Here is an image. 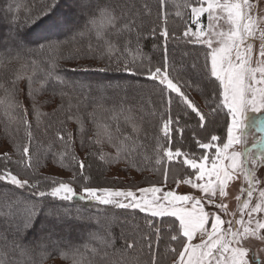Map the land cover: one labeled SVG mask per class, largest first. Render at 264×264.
<instances>
[{
    "label": "snow or ice",
    "instance_id": "snow-or-ice-1",
    "mask_svg": "<svg viewBox=\"0 0 264 264\" xmlns=\"http://www.w3.org/2000/svg\"><path fill=\"white\" fill-rule=\"evenodd\" d=\"M165 5L166 0H159L156 19L152 21L153 10L148 0H141L139 7L136 0H38L29 10L27 30L22 34L9 32L18 51L6 61L7 64L15 63L21 69L29 63L35 65V60L25 59L27 53L22 50L36 45L35 55L49 54L41 57L49 69L37 90L33 89L32 77L28 76L25 80L21 72L0 83V90L3 91L0 107H3L6 116L13 114L23 125L26 140L22 144L13 141L15 152L12 155L6 152L2 157L0 264H47L56 258L66 264H143L140 255L134 254L138 243L141 245L140 252L145 247L148 250L147 264H160L161 228L153 222L157 217L174 218L168 222V244L165 245L166 255L171 254L172 257L171 264H264V248H257L251 239L255 237L264 242V220L256 219L253 226V214L264 212V176L258 178L257 170L258 163L260 168H264V153L259 161L245 160L242 158L245 153L238 148L246 142L242 124L247 111L264 110V31L259 32V59L253 66L254 41L257 38V20L253 17V10L258 5L250 0H184L182 5L175 6L185 10L183 13L177 10L175 16L188 20L182 33V37H188L185 42L203 46L204 62L192 82H181L171 70L173 65L167 52V42L170 36L178 38L168 30L167 12L160 11ZM203 17H206V24L202 22ZM161 20L163 27L160 26ZM222 21L227 24L226 31ZM190 25H194L195 30ZM146 31L148 35L156 37L158 34L164 40V54L157 64H153L152 58L140 47V40ZM68 34H72V41L68 43L89 38L87 45L73 46L71 59L101 62L104 64L98 69L101 72L144 76L151 84L147 96L133 84L123 89L121 85H115L117 90L124 91V95L117 94L113 98L104 95L106 88L113 87L111 84H97L96 97H91L92 85H87L88 94L81 92L75 95L77 87L83 89L85 86H69L66 79L56 72L59 60L66 57L60 55L63 45L52 42L53 35ZM153 47L155 49L157 45ZM4 62L0 58V63ZM193 68L197 66L193 64ZM21 81H25L23 89L19 87ZM193 83L204 97L207 111L186 91ZM49 87L53 97L59 95L61 99V104L53 109V115L64 110V101L69 112L73 108L79 111L81 105H94L88 119L95 131L88 143H106L115 150L114 156L101 151V161L118 163L124 158L129 166L137 167L138 160L154 161L158 170L163 169V179L157 183L167 185L169 170L164 167L165 162L171 163L183 157L180 160L183 172L178 179L173 176V185L177 188L189 187L199 195L180 194L170 188L164 190L156 184L133 190L131 187H101L86 183L78 192L69 182L50 179L54 173L38 178L25 177L23 170L32 167V156L34 152L39 155L42 147L37 143L36 149H33L35 138L28 116L34 114L38 126L41 113L36 106V95L39 90ZM129 90L134 94L129 96ZM21 96L28 100L27 106ZM109 99L111 106H107ZM173 104L180 109L176 116L172 115ZM225 109L230 117L226 125V139L209 130L218 114ZM181 113L185 118L195 119L196 128L207 133V136L195 138L196 133L193 132L194 143L202 150L199 153L195 150L182 151L173 143L177 133L182 136L185 128L191 127L187 120L183 127L179 126ZM105 114L107 120L102 118ZM72 118L69 115L68 119ZM121 118L126 125L124 128ZM76 123L83 135L84 120L77 116ZM256 126L264 133V118ZM57 138L65 150L74 142L71 133H57ZM80 143L84 147L83 139ZM256 143L264 148V136ZM48 151H51V145ZM13 155H18L16 161H13ZM67 155V151L61 153L62 158ZM71 159L75 160L74 153ZM12 163L22 166V171L14 172L8 167ZM77 164L79 174L83 176L86 165L83 161H77ZM241 178L246 183L239 187L241 195L236 197L239 208L230 213L224 201L229 196L230 182ZM257 186L260 188L259 202L252 204ZM233 187L236 185L233 184ZM25 192L30 196H24ZM74 199L95 206L149 213L146 223L154 229L155 241L151 235H142L137 241L134 233L131 238L123 230L117 234L112 231L113 222L97 220L98 228L90 230L85 241L74 244L67 239V234L82 217L57 204V201ZM229 216L228 219L222 218ZM173 242L176 246L169 247ZM154 246L156 254H153Z\"/></svg>",
    "mask_w": 264,
    "mask_h": 264
},
{
    "label": "trees",
    "instance_id": "trees-1",
    "mask_svg": "<svg viewBox=\"0 0 264 264\" xmlns=\"http://www.w3.org/2000/svg\"><path fill=\"white\" fill-rule=\"evenodd\" d=\"M137 7H139L141 0H136ZM38 3V0H0V6L4 9V17L7 20L8 26L13 28L15 32L23 33V30L26 29V24L28 21V12ZM148 3L152 7L153 17L156 19V12L159 8V0H148ZM184 0H166V5L164 9H161V12L166 11L168 14L167 18V27L169 32L177 37L178 39H173L171 36L167 42V52L170 58V62L173 65L171 69L173 71V75L177 76L181 79V82L184 80H188L190 82L194 81L196 78V72L200 65L204 62L203 57V46L194 43H186L188 37H182V33L185 30V26L188 25V20L186 18H177L175 16V12L177 10L182 13L185 11L183 8H177L176 5H182ZM205 24L207 23L206 17H204ZM28 26H31L30 24ZM160 26L163 27V21H160ZM192 28H195L194 25H190ZM27 30V29H26ZM21 33V34H22ZM194 39V38H193ZM4 40V41H3ZM2 41L4 44L0 46V58L4 59V63H0V83H5L6 80H11L17 72H21L25 80L28 76L32 77L33 80V89H40V82L44 78V74L49 69V65L45 62H42L41 57H47L49 54L47 52L41 53L40 56L35 55L36 45H29L28 49L22 50L24 53H27L25 59L28 61L35 60L36 64L32 65L29 63L25 68L21 69L19 65L12 63L7 64L6 61L11 59V57L17 54V49L15 44L11 42L8 44V39L6 42L5 39ZM72 41V34L68 35H56L52 38L53 43H60L63 45L62 52L60 55L66 57V59H60L58 62V67L56 72L63 76L68 85H84L83 89L77 87L75 90V95H80L81 92L88 94L89 89L87 85H92L91 97H96L98 93L96 92L97 80L101 78V81L109 80L110 78H115L117 81H121V84H131L134 81H138L139 84H142L143 87L147 90L146 96L151 88V84L147 81L144 76H136L132 77L128 73L123 72H113V71H98L99 68L104 67V64L97 61L92 60H73L71 59V55L73 54V46H83L87 45L89 42V38L85 37L78 41H74L73 43H68ZM92 43L95 45L96 41L93 38ZM157 45L154 49L153 45ZM140 47L148 57L152 58L153 64L159 63L164 54V40L160 38L157 34L156 37H152L147 34V31L144 34V37L140 40ZM31 49L32 51H29ZM189 54L191 59L196 61L197 68L192 70L189 61H181L182 53ZM88 69V71H85ZM82 78L81 82L78 80ZM124 80L125 82H123ZM122 86V85H121ZM19 87L23 89L25 87V81L19 82ZM123 88H126L122 86ZM70 90V89H66ZM41 91V92H40ZM37 92L36 95V106L38 107L39 112L41 113L40 120L37 126V120L35 115H29L28 119L31 121L32 128L31 131L34 136L33 141V149H36L37 143H39L42 147L40 148L39 155H36L35 152L32 156L31 164L32 167L30 169L23 170V175L28 178H38L39 176L48 175L52 172L48 171L50 168H57L60 172L66 175V178L63 175H51L50 179H55L58 181L69 182L72 186L79 192L84 184H88L90 186H101V187H113V188H123L128 187L133 184L132 189H136L137 187H150L153 184L156 186H161L164 190L166 189L163 184H158V181H162V171L163 169H159L154 165V161L152 163H148L146 161H137V166H129L124 158H121L120 162H108V160L101 161L99 159V154L101 151L104 153H108L111 155H115V150L103 143L101 145L89 144L88 140L94 134V126L88 119V113L93 110L94 105L89 103L88 107L80 106L79 111L76 108H73L71 112L67 111V102L64 101V110L56 112L54 115L53 109L57 108L61 104V99L59 95L53 97L52 88H47L46 90L41 89ZM130 91V90H129ZM186 91L193 98L204 111H207V107L204 104V97L201 95L200 90L197 88V85L193 83L191 88H187ZM49 95L50 98H45L41 100V98L46 95ZM117 94L120 96L124 95V91L118 92V90L113 88H106L104 91V95L108 98H113ZM129 94V93H128ZM3 96V91L0 90V97ZM131 96V94H129ZM52 98L54 101H52ZM20 99L24 102L28 101L23 96ZM41 100V101H39ZM39 101V102H38ZM47 101H52L48 103ZM107 106H111V100L107 102ZM180 109L173 104L172 107V115L176 116ZM227 110L220 112L215 119V123L210 126V131L213 134L221 135L226 139V125L230 120V117L226 115ZM69 115L73 118L68 119ZM79 116L84 120V128L85 132L83 135L80 131V125L76 123V117ZM101 114L98 112V117ZM194 116V114H193ZM103 119L107 120V115H103ZM191 125V127H186L185 131L181 134L177 133L175 135V139L173 141L175 147L180 148L182 151H190L195 150L199 153L200 149H198L194 143L195 138H201L207 136V133H199L200 130L196 128L195 119L185 118L181 113V121L180 127L185 125V122ZM218 120V121H217ZM63 122V123H62ZM109 123H112L110 120ZM121 126L122 128L126 127L123 123V119L121 118ZM114 127V125H113ZM20 131H17V129ZM150 131V130H149ZM195 131L196 137H193V132ZM202 132V131H201ZM57 133L66 134L71 133L73 136V144L65 150L62 142L57 138ZM81 139L84 140V147H81ZM13 141H16L18 144L25 143V136L23 131V125L18 123V120L13 114L5 115L3 107H0V170L2 169V157L4 153H8L12 155L15 152V148L13 147ZM51 145V151H48V147ZM67 151L69 155L61 157V153ZM75 154V160L71 159V154ZM13 161L18 159V155L12 156ZM183 157L180 158L182 160ZM62 160V165H61ZM180 160H173L171 163L165 162L164 167L169 170V178L167 182L168 185H173V176H176L178 179L180 174L183 172V168L180 164ZM77 161H83L86 165L83 170V176H81L80 169L78 167ZM9 168H11L14 172L22 171V166H18L15 163L9 164ZM127 168V171L124 169ZM118 173H123L129 177L128 180L121 179ZM138 176V178H135ZM84 177L88 179L85 180ZM44 183H47L45 181ZM24 196H30V193H23ZM57 204L61 206V208L67 207L73 213V209L82 210L84 212H94V215H98L99 212H104L102 218H99L100 221H111L113 222L112 231L119 234L124 228L133 227L134 231H127L128 234L131 235L134 233L135 237L140 239V236L151 235L153 241H155V232L154 229L150 228L146 223V218H150L149 213H140L139 210H120L111 206H95L88 204L87 201H79L78 199H74L68 202H59ZM89 215V214H88ZM113 217V219H111ZM172 217H157L154 218L153 222L157 227L161 228V236L162 240L159 244V254L161 257V246L162 249L165 250V260L163 264H171V254L166 255L165 245L168 244V235H167V227L168 222L173 220ZM128 221L130 225L126 226L123 222ZM91 223V221L89 222ZM178 224V221H177ZM91 230H96L98 228L97 224H90ZM80 229V228H79ZM147 230V234L145 233ZM73 229L67 234L69 238H72L76 245H79L82 241L86 239L78 238L77 234L74 235V232L71 233ZM83 232L82 229L79 232ZM87 231V230H86ZM164 232V233H163ZM73 234L74 236H72ZM78 238V240H77ZM139 244V243H138ZM140 245V244H139ZM169 247H175V243H171L168 245ZM141 247V245H140ZM147 248L145 247L143 252L146 257V264L149 260V254L146 252ZM148 252V250H147ZM157 253V249L155 246L153 247V254ZM160 261V259H159ZM47 264H66L62 259L56 258L49 260Z\"/></svg>",
    "mask_w": 264,
    "mask_h": 264
},
{
    "label": "rangeland",
    "instance_id": "rangeland-1",
    "mask_svg": "<svg viewBox=\"0 0 264 264\" xmlns=\"http://www.w3.org/2000/svg\"><path fill=\"white\" fill-rule=\"evenodd\" d=\"M257 8H255V10H253V17H254V19L257 20V24H256V28H257L256 36H257V38L254 41V53H255V55L253 56V66H255V61L259 59V56H258L259 47H260L259 32L264 31V11H262L260 14L256 15L255 12H257ZM4 9H6V6L3 9L0 6V46H1V44H4L3 39H5L6 42L9 41L8 44L10 42L12 44H15V42L12 41L9 37V32L10 31L15 32V31L12 30L13 28L7 27L8 26L7 20L3 16L4 15ZM150 19L152 21H155V17H153V16ZM202 22H203V24H205L204 17L202 18ZM221 23L223 25V30L226 31L227 30L226 22L222 21ZM193 30H195V28H193ZM25 31H26V29L23 30V32H25ZM15 33H19V32H15ZM55 36L56 35H53L52 38ZM7 39H8V41H7ZM180 59H181V61L192 62V63H190V65H192V64L196 65V61L192 60L190 55L189 54L187 55V53H185V52L182 53ZM191 69L194 70L193 66H191ZM77 78L81 82L82 78H79L78 76H77ZM101 80L102 79L99 78L97 80V84H104V85L111 84L114 87V89H116L115 85H117V83H119V82L121 83V81H117L115 78H110L109 80H104V81H101ZM122 81L125 82L124 80H122ZM131 84L135 85L137 89H142L143 94L146 96L147 90L145 89V87H143L142 84H139L138 81H134ZM121 85L124 87H127L129 84L128 85L121 84ZM113 87H110V88H113ZM122 89H123V87H122ZM122 91L123 90H118V92H122ZM128 93L131 95L134 94L132 92V90H130ZM45 98H50V97H49V95L47 96V94H46L41 98V100H43ZM41 100H39V101H41ZM52 101H54L53 98H52ZM28 103H29L28 101L24 102L25 106H27ZM245 115H246V118L243 120V124H242V135L246 139V142L243 145L238 146V148L243 153H245L244 157H242L243 159L247 160V159L251 158V159H256L257 161H259L261 154L264 153V148L257 145L256 142L259 141L262 136H264V133H261L258 130L256 125L259 124V121L261 118H264V110L253 112L249 109ZM254 121H255V123H254ZM199 133L201 134L203 132L199 131ZM257 170L259 173L258 178L264 175V168H260L259 163L257 164ZM48 171L54 173V175H63V177L66 178V175L64 173L60 172L57 168L53 167V168H50V170H48ZM118 175L120 176L121 179H126V180L129 179V177L126 175H123V173H118ZM135 178H138V176H135ZM245 183L246 182L243 180V178H241L240 180H237L235 182H230L229 196L224 201L229 206V212L230 213L236 212L238 210L239 203H238L236 197L238 195H241V193L239 191V187L243 186ZM233 184H235L236 187H233ZM128 187L132 188L133 184H131ZM128 187H123V188H128ZM165 188H166L165 190H168L170 188L171 190L177 191L180 194L199 195L196 192V190H191L189 187H186V186H181V187L177 188L174 185H168V186L166 185ZM133 190H136V189H133ZM259 190H260V188H259V186H257V189L253 193V198H252V202H251L252 204L259 202ZM137 194L139 195V193H137ZM243 198H246V197H243ZM76 213H79V215L82 217V219L78 223L75 224V226L72 228L73 231L71 233L74 232V235L77 234L78 238H80V239H82V238L86 239L88 232L91 230L90 224H97L96 221L99 218H102L104 215V212H99L98 215H94V212H88V211L84 212L82 210L73 209V214H76ZM222 218L228 219V218H230V216L229 217H222ZM236 218L239 219L240 218L239 215H237ZM111 219H113V217ZM246 219H247V217L245 216V220ZM256 219L264 220V212H258V213L253 214V226L255 225ZM90 221H91V223H89ZM123 223L126 224V226L130 225L128 223V221L123 222ZM128 227L129 228H126V227L124 228L123 231L125 233H128L127 231H134V233H135V230L133 227H130V226H128ZM79 228L82 229L83 232H81V231L79 232V230H80ZM145 233L147 234V230H145ZM71 235L74 236L73 234H71ZM67 237H68V235H67ZM78 238H77V240H78ZM251 239L257 248H264V242L257 240L255 237H252ZM69 240H71L72 242H75L74 240H72V238H69ZM137 241H138V239H137ZM139 250H140V245L138 244L137 249L134 250V254H139L143 264H146V259H147L146 257H148V256L144 255L143 253H140ZM144 253L145 254L148 253L147 250H146V252L144 251ZM160 253H161V257L159 254L160 264H163V261L165 260V250L162 249V246H161Z\"/></svg>",
    "mask_w": 264,
    "mask_h": 264
},
{
    "label": "crops",
    "instance_id": "crops-1",
    "mask_svg": "<svg viewBox=\"0 0 264 264\" xmlns=\"http://www.w3.org/2000/svg\"><path fill=\"white\" fill-rule=\"evenodd\" d=\"M250 2L257 4V15L260 14L262 11H264V0H250ZM255 10V9H254ZM264 176V175H263ZM188 192V191H187Z\"/></svg>",
    "mask_w": 264,
    "mask_h": 264
}]
</instances>
